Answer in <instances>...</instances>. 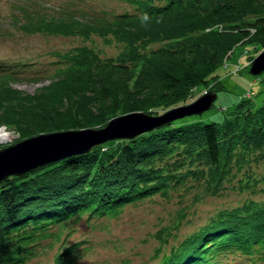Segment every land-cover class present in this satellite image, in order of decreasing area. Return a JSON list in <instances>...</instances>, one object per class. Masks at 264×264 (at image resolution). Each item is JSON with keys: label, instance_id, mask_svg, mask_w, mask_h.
Instances as JSON below:
<instances>
[{"label": "trees", "instance_id": "trees-1", "mask_svg": "<svg viewBox=\"0 0 264 264\" xmlns=\"http://www.w3.org/2000/svg\"><path fill=\"white\" fill-rule=\"evenodd\" d=\"M123 1L129 8L109 17L81 16L74 2H65L61 14L20 9L22 19L12 18L24 33H94L123 44L104 57L87 44L49 51L61 64L32 93L10 85L13 67L28 62L0 60V121L18 131L17 139L102 126L129 111L156 114L185 103L199 84L216 92L223 87L216 70L236 45L256 53L264 47V0ZM254 54H247L250 61ZM252 96L239 97L219 121L176 118L0 180V264H27L42 238L59 240L51 264H76L85 239L66 241L71 221L156 195L168 198L179 188L195 185L199 199L221 194L236 178L240 192H264V174L252 169L264 162V97L255 103ZM157 264H264V201L248 197L217 210L171 243Z\"/></svg>", "mask_w": 264, "mask_h": 264}, {"label": "rangeland", "instance_id": "rangeland-1", "mask_svg": "<svg viewBox=\"0 0 264 264\" xmlns=\"http://www.w3.org/2000/svg\"><path fill=\"white\" fill-rule=\"evenodd\" d=\"M65 2L67 4L74 2L82 12H80L81 16L86 15L87 17L91 15L109 17L129 6L123 0H0V60L11 64L20 63L19 60L28 62L13 67L17 73L14 74L16 79L10 81L11 87L32 93L38 86L47 84L61 64L57 65L56 61L59 60L49 51H66L74 46L87 44L104 57L114 56L122 48L121 42L112 40L106 43L102 36L94 33L88 36L24 33L12 20L15 16H22L20 9H27L44 16L61 14L64 11L62 8H65L62 5L66 4ZM214 27L222 29L221 24ZM210 28L206 27L205 30ZM160 42H151L149 45L155 46ZM254 52L258 53L251 50L249 45H236L231 55L228 58L225 57L228 64L220 65L216 70L223 87L216 90L211 106L201 113L181 117L182 121H219L232 109L239 100V96L250 89L254 91L252 99L255 103H259L264 97V70L255 75L249 72L250 60L247 54ZM235 66H240V69L233 71ZM203 88L204 85L199 84L186 103L196 99L204 90H207ZM93 127H100V125ZM0 128L5 135L0 144L9 142V140H17L18 131L15 128L1 121ZM252 169L255 176L259 177L264 174V162L253 164ZM261 185L263 181H258L257 186ZM194 186L174 190L168 198L156 195L151 199H140L135 203L125 204L118 211L100 218L86 219L83 215L80 219L71 221L70 225L74 229L66 236V241L85 239L83 242L85 248L75 255V263L157 264L161 253L167 251L171 243H176L197 229L217 210L239 204L248 197L264 201L262 191L240 192L236 178L227 183V187L221 194H208L199 199L195 197ZM200 191L201 189L198 190L199 193ZM177 223L176 228L171 227ZM165 227H169L171 233L161 231ZM158 231L161 232L158 233ZM158 234L166 239V242H162ZM58 243L59 240L53 242L51 239L42 238L37 253L28 259L27 264H51ZM159 245L164 246L165 249L156 250Z\"/></svg>", "mask_w": 264, "mask_h": 264}, {"label": "water", "instance_id": "water-1", "mask_svg": "<svg viewBox=\"0 0 264 264\" xmlns=\"http://www.w3.org/2000/svg\"><path fill=\"white\" fill-rule=\"evenodd\" d=\"M238 67L235 66L234 70ZM262 70L264 47L255 54L249 65V72L254 75ZM215 96V91L207 89L191 102L174 105L156 114L142 110L129 111L110 118L100 127L67 128L9 140L0 144V180L28 172L45 163L87 152L105 141L133 138L176 118L201 113L211 106Z\"/></svg>", "mask_w": 264, "mask_h": 264}, {"label": "bare ground", "instance_id": "bare-ground-1", "mask_svg": "<svg viewBox=\"0 0 264 264\" xmlns=\"http://www.w3.org/2000/svg\"><path fill=\"white\" fill-rule=\"evenodd\" d=\"M1 131H2V129L0 128V141H3L5 138V135Z\"/></svg>", "mask_w": 264, "mask_h": 264}, {"label": "built area", "instance_id": "built-area-1", "mask_svg": "<svg viewBox=\"0 0 264 264\" xmlns=\"http://www.w3.org/2000/svg\"><path fill=\"white\" fill-rule=\"evenodd\" d=\"M251 93H252V91H247V92L244 93V95H245V96H249ZM1 129H2V128H1ZM3 132H4V131H3ZM3 132H2V133H3ZM12 138H13V135H12Z\"/></svg>", "mask_w": 264, "mask_h": 264}]
</instances>
